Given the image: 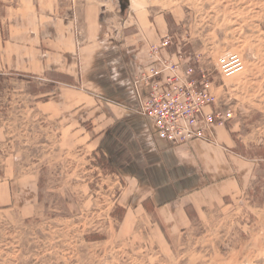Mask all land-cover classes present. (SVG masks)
<instances>
[{"label": "rangeland", "instance_id": "obj_1", "mask_svg": "<svg viewBox=\"0 0 264 264\" xmlns=\"http://www.w3.org/2000/svg\"><path fill=\"white\" fill-rule=\"evenodd\" d=\"M166 41L211 74L250 164L185 230L135 207L108 142ZM0 264H264V0H0Z\"/></svg>", "mask_w": 264, "mask_h": 264}, {"label": "crops", "instance_id": "obj_2", "mask_svg": "<svg viewBox=\"0 0 264 264\" xmlns=\"http://www.w3.org/2000/svg\"><path fill=\"white\" fill-rule=\"evenodd\" d=\"M69 39L73 50L77 34ZM139 64L136 74L143 65ZM126 95L132 106L113 101L123 108L119 118L122 126L109 135L108 142L113 161L136 188H141L136 193V208L158 213L166 230H185L189 209L201 211L242 190L250 164L234 149L226 127L217 128L211 142L197 139L171 144L158 138L149 118L136 113L138 99L133 84Z\"/></svg>", "mask_w": 264, "mask_h": 264}, {"label": "built area", "instance_id": "obj_3", "mask_svg": "<svg viewBox=\"0 0 264 264\" xmlns=\"http://www.w3.org/2000/svg\"><path fill=\"white\" fill-rule=\"evenodd\" d=\"M167 45L166 41L152 50L161 65L141 67L134 78L136 113L149 118L158 138L171 144L197 139L211 142L217 128L225 127L233 117L232 109L226 108L215 93L210 73L196 72L184 60H175L176 53L164 52L161 56ZM221 61L222 69L230 74L240 67L233 55Z\"/></svg>", "mask_w": 264, "mask_h": 264}]
</instances>
